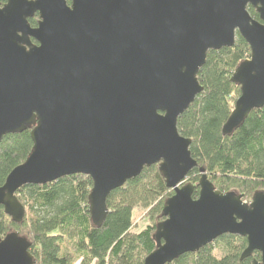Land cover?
<instances>
[{
  "label": "water",
  "instance_id": "95a60500",
  "mask_svg": "<svg viewBox=\"0 0 264 264\" xmlns=\"http://www.w3.org/2000/svg\"><path fill=\"white\" fill-rule=\"evenodd\" d=\"M36 13L32 28L27 19ZM237 33L250 55L231 76L240 95L224 133L264 106V0H6L0 141L33 126V145L0 186L5 212L22 215L15 192L23 185L84 174L92 180L91 221L100 226L110 192L159 163L173 195L143 264H165L223 234L245 237L243 257L257 251L253 264H264V192L247 203L202 175L193 198L185 178L197 162L177 129L203 90L197 74L207 52L233 46ZM0 264H33L25 237L13 231L0 239Z\"/></svg>",
  "mask_w": 264,
  "mask_h": 264
},
{
  "label": "trees",
  "instance_id": "16d2710c",
  "mask_svg": "<svg viewBox=\"0 0 264 264\" xmlns=\"http://www.w3.org/2000/svg\"><path fill=\"white\" fill-rule=\"evenodd\" d=\"M247 10L261 22L254 7ZM27 21L35 27L38 14ZM249 55L250 47L238 33L233 46L209 50L197 74L203 90L177 119L178 132L189 140L191 156L197 162L185 178V183L195 186L193 198L198 196L202 175L215 189L242 194L246 202L264 192V106L252 110L231 132L223 131L240 95V84L231 76ZM32 128L2 137L0 186L31 152ZM91 188L92 180L84 174L21 186L15 192L23 207L21 216L13 219L0 205V239L13 231L25 237L33 264H143L156 248L155 230L166 218L164 205L173 195L160 164L143 168L137 177L110 192L100 226L93 224L89 213ZM138 209L146 210V222L135 229ZM246 247L245 237L223 234L196 252L165 264H253L260 259L257 251L243 257Z\"/></svg>",
  "mask_w": 264,
  "mask_h": 264
},
{
  "label": "rangeland",
  "instance_id": "374dc122",
  "mask_svg": "<svg viewBox=\"0 0 264 264\" xmlns=\"http://www.w3.org/2000/svg\"><path fill=\"white\" fill-rule=\"evenodd\" d=\"M249 202H247V203H249ZM145 213H146V210H143V209L135 210V212H134V225H136L135 229H139V228H142L144 226V224L146 222Z\"/></svg>",
  "mask_w": 264,
  "mask_h": 264
},
{
  "label": "flooded vegetation",
  "instance_id": "af4514ba",
  "mask_svg": "<svg viewBox=\"0 0 264 264\" xmlns=\"http://www.w3.org/2000/svg\"><path fill=\"white\" fill-rule=\"evenodd\" d=\"M5 3H6V0H5L3 3H0V7H2ZM29 26H30V25H29ZM36 26H37V25H36ZM36 26H35V27H36ZM30 27H31V26H30ZM32 28H34V27H32ZM30 41H31L32 44H35V45L37 44V42H36L33 38H30Z\"/></svg>",
  "mask_w": 264,
  "mask_h": 264
}]
</instances>
